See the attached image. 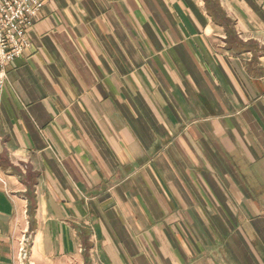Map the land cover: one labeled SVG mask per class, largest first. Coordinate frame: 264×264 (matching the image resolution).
<instances>
[{
    "label": "crops",
    "instance_id": "1",
    "mask_svg": "<svg viewBox=\"0 0 264 264\" xmlns=\"http://www.w3.org/2000/svg\"><path fill=\"white\" fill-rule=\"evenodd\" d=\"M0 108V264H264V0H51Z\"/></svg>",
    "mask_w": 264,
    "mask_h": 264
},
{
    "label": "built area",
    "instance_id": "2",
    "mask_svg": "<svg viewBox=\"0 0 264 264\" xmlns=\"http://www.w3.org/2000/svg\"><path fill=\"white\" fill-rule=\"evenodd\" d=\"M51 0H0V108L8 68L29 46L27 31L34 16Z\"/></svg>",
    "mask_w": 264,
    "mask_h": 264
}]
</instances>
